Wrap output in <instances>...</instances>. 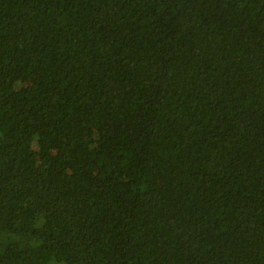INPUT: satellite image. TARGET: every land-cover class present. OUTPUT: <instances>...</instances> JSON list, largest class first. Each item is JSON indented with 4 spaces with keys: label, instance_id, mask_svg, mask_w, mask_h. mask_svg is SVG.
<instances>
[{
    "label": "trees",
    "instance_id": "trees-1",
    "mask_svg": "<svg viewBox=\"0 0 264 264\" xmlns=\"http://www.w3.org/2000/svg\"><path fill=\"white\" fill-rule=\"evenodd\" d=\"M0 264H264V0H0Z\"/></svg>",
    "mask_w": 264,
    "mask_h": 264
}]
</instances>
